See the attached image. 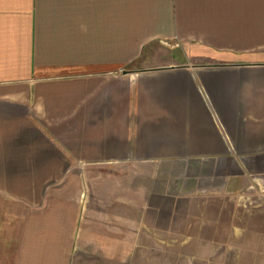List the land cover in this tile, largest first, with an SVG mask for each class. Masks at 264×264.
I'll list each match as a JSON object with an SVG mask.
<instances>
[{"label": "crops", "instance_id": "obj_1", "mask_svg": "<svg viewBox=\"0 0 264 264\" xmlns=\"http://www.w3.org/2000/svg\"><path fill=\"white\" fill-rule=\"evenodd\" d=\"M0 264H264V0H0Z\"/></svg>", "mask_w": 264, "mask_h": 264}]
</instances>
